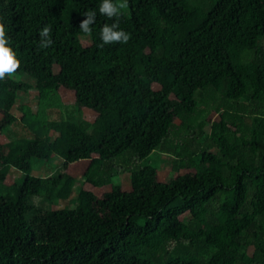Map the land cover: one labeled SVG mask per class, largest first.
Here are the masks:
<instances>
[{
    "label": "trees",
    "instance_id": "16d2710c",
    "mask_svg": "<svg viewBox=\"0 0 264 264\" xmlns=\"http://www.w3.org/2000/svg\"><path fill=\"white\" fill-rule=\"evenodd\" d=\"M100 3L0 0L16 72L33 80L5 75L0 134L30 88L44 100L71 89L100 110L90 123L37 119L31 138L0 143V264H264V0H127L111 18ZM89 10L91 34L80 28ZM117 19L130 38L101 47L102 26ZM46 24L53 44L41 48ZM154 150L174 176L140 163ZM52 154L61 169L30 173ZM83 159V183L129 172L130 189L75 186L66 168ZM13 167L20 181L6 182Z\"/></svg>",
    "mask_w": 264,
    "mask_h": 264
},
{
    "label": "rangeland",
    "instance_id": "374dc122",
    "mask_svg": "<svg viewBox=\"0 0 264 264\" xmlns=\"http://www.w3.org/2000/svg\"><path fill=\"white\" fill-rule=\"evenodd\" d=\"M91 40L89 36L83 35L81 37V43L83 45L90 44ZM53 69H57L56 63H53ZM8 75V74H7ZM11 77L21 80L29 81L33 83V80L28 78L26 75L19 74L15 72ZM6 77L0 79V85L5 83ZM152 86H158L157 84H152ZM27 111L26 113L21 112V106ZM13 113L18 116V121L12 124L8 129L0 134V143L8 140V138H16V136H24L26 138H31V134L28 132V125H35L37 119H48L57 120L63 124H68L71 121H86L88 123L93 122L95 118L99 115V109L89 105L85 100L77 95L73 90L64 87L59 88L58 92L53 93L49 99L44 100L38 96V92L30 88L26 95L16 98ZM223 110L218 112H210L207 118V122H217L221 119ZM185 121L184 116L176 117L173 121V128H177L180 123ZM182 131H185L182 129ZM141 164L150 163L158 169V178L161 180L169 179L175 174L171 171V157L159 150L152 151L145 159L140 161ZM62 159L56 154L50 156V161L40 162L39 160H33L30 173L32 175L40 176L50 173L53 168L61 169ZM88 164L87 159L76 161L70 163L66 168V172L75 176L76 184L84 189L90 190L97 195H101L103 192L111 189L112 185H117L122 190L130 189L129 172H121L114 178L112 183H106L100 186H94L87 182L81 181L82 172ZM48 168V169H47ZM52 169V170H51ZM186 170H179L176 173H182ZM21 173L17 171L14 167L9 169L8 177L6 182L20 181ZM33 202L42 205L44 207L56 209V208H69L74 206L73 199H57L53 202L48 200H42L40 197H34ZM188 216V213L181 215V218Z\"/></svg>",
    "mask_w": 264,
    "mask_h": 264
},
{
    "label": "clouds",
    "instance_id": "9594fccd",
    "mask_svg": "<svg viewBox=\"0 0 264 264\" xmlns=\"http://www.w3.org/2000/svg\"><path fill=\"white\" fill-rule=\"evenodd\" d=\"M127 6V0H101L99 11L106 14L107 17H119L122 10ZM85 18L80 22V28L84 33H92V25L96 20V12L89 10L84 13ZM5 19L0 16V79H3L6 74L9 76L16 72L21 61L17 58V53L13 50L10 44V38L6 34ZM52 25L46 24L40 29L42 39L39 42L41 48H45L53 44L51 39ZM101 47L103 44L114 41L126 42L130 38V34L123 28L119 27V20H113L111 24L105 23L102 26L101 32Z\"/></svg>",
    "mask_w": 264,
    "mask_h": 264
}]
</instances>
